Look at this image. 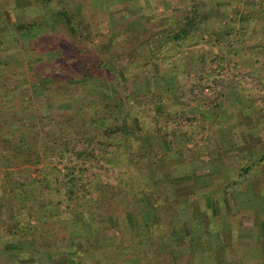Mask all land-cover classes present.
Masks as SVG:
<instances>
[{"label": "trees", "instance_id": "trees-1", "mask_svg": "<svg viewBox=\"0 0 264 264\" xmlns=\"http://www.w3.org/2000/svg\"><path fill=\"white\" fill-rule=\"evenodd\" d=\"M41 1L56 4L47 16L48 7L43 10L44 26L31 19L13 27L35 35L62 28L67 33L62 39L63 52L49 61L39 60L30 68H3L0 62V178L5 182H0V264H48L49 249L54 244L63 245L65 253L73 252L62 257L65 263L108 264L109 260L87 257L89 248L102 247L100 242L108 239L103 236L107 227L127 230L125 240L132 242L131 237L138 236V227L143 225L148 241L149 225L155 218L153 201L158 199L170 208L156 181L159 166L151 161L144 164L143 171L136 166L149 155L145 142L152 133L166 146L165 136L174 128L165 121L161 123L160 118L170 113L163 106L155 111L154 106L162 99L159 94L136 89L132 83L140 67L158 60L151 52H158L160 42L169 37L171 41L182 39L194 31L197 11L188 4L184 14L174 20L171 36L169 29L153 33V39L149 34L145 39L121 36L109 45L107 58L97 61L84 44L92 34L98 43L104 41L94 11L87 15L81 0L75 9H68L65 0ZM137 22L128 26L137 28ZM33 27L40 30L33 31ZM156 40L158 45L154 44ZM70 90L82 93L86 99H56V94ZM91 160L99 166H117L115 182L88 172ZM25 167L31 169L22 178L20 169ZM13 168L19 176L9 179ZM81 178L84 180L77 181ZM79 196L88 199L80 209L73 205ZM42 208L48 210L49 218L37 215ZM159 226L161 231L154 236L162 239L169 264H174L178 252L168 246L170 234L161 220ZM18 228L29 229L30 236L17 233ZM82 232H90L91 239H76L75 234ZM111 242L119 250L114 245L117 241ZM123 252H119L120 257ZM15 256L24 258L23 263L14 262ZM138 261L135 264H144Z\"/></svg>", "mask_w": 264, "mask_h": 264}, {"label": "rangeland", "instance_id": "rangeland-1", "mask_svg": "<svg viewBox=\"0 0 264 264\" xmlns=\"http://www.w3.org/2000/svg\"><path fill=\"white\" fill-rule=\"evenodd\" d=\"M65 1L64 4L68 9H75L79 4V0ZM25 2L29 3V8H20L21 4ZM136 3L137 0L80 1V4L83 5L82 9L85 10L87 15H91L94 11V18L98 19V25L104 37L102 43H98L97 37L93 34L90 35L88 40L84 41V44L90 50L92 59L100 61L107 58L111 52L109 45L121 40L124 36H127L128 39L135 36H139V39H145L149 34L153 39V33H156L157 30L150 23V19L139 20L140 13L138 12L140 11ZM187 5L188 3L185 5V10ZM252 6L253 9H251ZM223 7L226 11L221 9ZM45 8L48 11L47 16L51 9L56 8V4L53 1L47 4L41 0H0V62L4 64L3 68L7 65H10V69L12 66L18 67L20 65L30 68L39 60L46 62L54 56L57 58V54L63 52L62 39L63 36H67V33L62 28L58 29L56 27L55 30L47 34L35 35V32H19L13 27L19 21H29L31 19L38 20L44 26L46 22L43 10ZM217 8L220 9L219 12L206 10L204 13H213L214 16L220 14L221 20L225 18L223 24L212 28L198 24L193 32H189L182 39L169 40L168 42L163 40V42H160L158 52H151L158 57V60L145 67H140L136 71V82L132 83L136 89L151 90L159 94L162 99L154 106L155 111L163 106L171 114L167 118H160L161 123L165 121L167 126L174 128L173 132H169L165 136L166 146L163 145L156 133H152L150 137L146 138L145 142L146 147L150 150L149 155H146L145 160L140 159L136 163V166L142 171L147 161H151L155 167L159 166L161 171L156 175L159 178L156 181L161 184L164 191L163 195L166 196V204H170V208L158 203V199L153 201L154 205L152 207L155 218L149 225L151 240H146L148 236L147 227L143 225L138 227V236L133 235L131 237L132 242L131 240L130 242L125 240L127 230L107 227L106 234L103 236H108V239L100 242L102 247L89 248L87 251L88 258H103L109 260L108 264H128L129 261L135 264L139 262L138 260L144 264H169L168 257L162 248L163 243L161 241L157 243L153 239L156 238L157 241L158 237L154 235H159L158 232L161 231L159 220L163 222L165 229H169V224H167L169 214L182 212L181 200L184 198L182 193L179 194V192H185L187 187L174 182V178L173 180L169 179L172 176L183 177L190 171L185 170L182 166L177 167L176 164L187 163L189 159H193V156L199 158L200 156L208 157L212 155L210 150L213 137L217 134V131L211 128L209 121H213L212 116L215 112L219 117L218 119H221V113L231 112V109L238 107L233 98H239L238 101L240 102L243 100L248 101L250 98L258 99L255 107L260 110L258 111L260 114L264 113V2L263 0H229L225 6L220 7L218 5ZM185 10L182 11L185 12ZM208 14L206 15L208 16ZM248 17H250L249 20H247ZM90 18L92 20V17ZM55 21L54 25H57V18ZM136 21L140 24L137 25V28L128 26ZM242 25H246L247 28L243 27L242 31H239L241 34H239L237 30ZM165 26V29L171 31L172 25L170 23ZM174 27L172 26V28ZM162 28L164 29V27ZM39 30L40 28L35 27L33 31ZM158 43V40H156L154 44L158 45ZM151 51L153 50L151 49ZM137 59H140V57H137ZM204 85L208 87L206 91L203 89ZM55 97L56 99L65 97L86 99V96L82 93L71 90L56 94ZM33 102L38 103V100ZM33 102L30 103L33 104ZM26 103L24 102L23 105H26ZM235 126L239 128L242 125L236 124ZM202 136L204 137L202 138ZM233 163L227 162L231 165ZM90 164L87 170L96 173L94 177L97 176L103 180L115 182L117 166H99L93 160L90 161ZM168 166L171 169L167 174ZM30 169L29 167L21 168L22 176H20L25 178ZM162 171L163 173L160 174ZM2 173L3 169L0 168L1 177ZM11 173L9 179L19 176L16 168H13ZM83 174L82 172L81 176ZM145 179L144 175V182ZM83 180L84 178H81L77 181ZM0 182L5 184L2 178H0ZM79 194L80 192H78ZM53 197H56V195H53ZM77 198L73 205L80 209L88 199L87 197L81 198V196ZM47 213L48 210L43 208L37 211V215L41 218H49L50 216ZM83 214H85V211ZM179 221L181 223L180 218L177 223ZM17 233L25 234L24 237L30 236L29 229L25 228H18ZM91 237L90 232L75 234V238L81 242L91 239ZM142 240L145 242H141ZM111 241H117V244L114 243V245H117L119 250L113 248V242ZM63 249V245L57 246V244H54L49 249L48 264H68L63 261L62 257L73 254V252L65 253L62 251ZM143 249L147 250L144 254L143 252L140 253ZM121 251H124L122 253L123 257H120L119 254ZM177 252L178 256L175 258L174 264L177 260L179 262L181 255L185 254L180 248L177 249ZM15 261L23 263L24 258L20 260L15 256Z\"/></svg>", "mask_w": 264, "mask_h": 264}, {"label": "crops", "instance_id": "crops-1", "mask_svg": "<svg viewBox=\"0 0 264 264\" xmlns=\"http://www.w3.org/2000/svg\"><path fill=\"white\" fill-rule=\"evenodd\" d=\"M227 1L137 0L136 4L139 20L150 19L158 32L169 23L174 27L173 20L184 14L182 10L187 3L193 4L197 11L193 24L220 26L225 18L221 20L220 14L204 12H219L218 5L225 6ZM28 2L20 8H29ZM221 9L226 11L224 7ZM172 26L170 36L174 32ZM243 27L247 28L240 26L238 33ZM165 40L168 42L170 37ZM238 99L233 98L238 107L231 112L221 110L225 111L220 112L221 119L215 112L213 121H209L217 131L210 150L212 155L193 156L187 163H177V167L182 166L190 173L169 179L187 187L185 192H179L184 198L182 212L167 217L168 246L185 252L178 264H264V113L260 114L255 107L258 99L241 102ZM236 124L242 126L238 128ZM170 169L168 166L167 174ZM179 218L181 223H177ZM160 241L158 237L157 243Z\"/></svg>", "mask_w": 264, "mask_h": 264}, {"label": "built area", "instance_id": "built-area-1", "mask_svg": "<svg viewBox=\"0 0 264 264\" xmlns=\"http://www.w3.org/2000/svg\"><path fill=\"white\" fill-rule=\"evenodd\" d=\"M203 89H204V91H206L208 89V87L206 85H204Z\"/></svg>", "mask_w": 264, "mask_h": 264}]
</instances>
